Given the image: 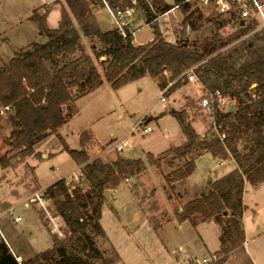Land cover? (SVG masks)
Wrapping results in <instances>:
<instances>
[{"label":"trees","instance_id":"16d2710c","mask_svg":"<svg viewBox=\"0 0 264 264\" xmlns=\"http://www.w3.org/2000/svg\"><path fill=\"white\" fill-rule=\"evenodd\" d=\"M105 1L112 8H134L132 0H125L127 4L120 0ZM105 1L65 0L61 20L55 28L49 27L47 16H39L36 10L33 19L46 40L24 46L14 51L8 61H0V107H11L7 111L10 132L4 137L9 150L0 155L2 168L12 166L11 160L15 157L21 162L36 155L37 146L57 134L77 112L76 101L97 90L104 78L118 89L149 75L164 90L195 66L198 82L211 91L220 90L224 96L239 98V105L234 110L216 109L209 134L202 136L188 121L186 109L171 110L186 141L158 155L148 152L146 159L121 156L112 162L90 159L84 149H73L64 141V149L77 164H83V178L90 187L84 190L76 186L70 190L65 178L48 186L45 195L53 200L54 212L64 223V236H55L51 247L19 261L17 257H24L28 250L27 241L21 238L10 246L0 234V264H114L117 260L108 259L97 240H109L101 223L107 189L118 188L122 182L142 173L147 165L160 167L169 157L186 158L200 150L221 160H233L235 168L216 179L210 193L190 200L178 219L193 222V217L199 216L201 221L221 224L223 256L216 262L224 264L229 254L245 242V185L264 182V28L256 30L251 39H241L222 51L233 40L255 30L257 25L239 22L240 32L233 38L213 31L201 41H192L187 34L188 27L205 32L208 30L205 25L211 22L220 29L237 20V14L223 18L226 15L213 9V16L204 17L199 6L190 10L189 1L176 0L175 4L162 5L161 0H152L158 13L143 5L147 23L177 6L186 14L181 30L176 34V41L170 42L154 26L152 41L135 44L132 36H123L118 28L103 30L100 27L95 13L105 7ZM82 35L97 37L102 43L101 49L94 48V55L98 61L105 57L100 61L105 69L104 77L92 56L84 52ZM80 51L81 55L76 57ZM180 84L177 80L170 86V92ZM251 88L257 97H252ZM81 141L83 144L85 139ZM195 168L194 161L190 160L175 168L166 180L186 179Z\"/></svg>","mask_w":264,"mask_h":264},{"label":"rangeland","instance_id":"374dc122","mask_svg":"<svg viewBox=\"0 0 264 264\" xmlns=\"http://www.w3.org/2000/svg\"><path fill=\"white\" fill-rule=\"evenodd\" d=\"M46 1L0 0V61H8L14 51L24 46L46 40L33 19L36 10L39 16H47L49 27L58 26L65 0H48L52 3ZM120 2L127 4L125 0ZM151 2L152 0H132L134 8L130 27L137 29L136 35L132 36L134 43L152 40L155 27L168 41L175 42L186 14L175 6L172 11L160 14L157 20L147 23L145 5L152 7V12L158 13ZM167 3H176V0H161L162 5ZM189 3L190 10L199 6L204 17L213 16L214 10L217 12L212 3L202 0H191ZM97 13L98 10L95 14L103 30L116 28L108 9ZM226 17L228 16L223 18ZM205 26L208 27L205 32L188 27L187 34L190 39L201 41L205 36H211L213 31L220 32L225 38H233L240 32L236 19L220 29H217L216 23L210 22ZM260 29L262 28L257 26L255 30L233 40L222 51L241 39H251L256 30ZM81 44L84 52L92 56L104 77L105 69L100 61L105 57L98 61L94 55V48H102L100 40L82 35ZM175 82L177 81L173 84ZM170 86L171 84L167 86L168 91L164 94L167 100L164 101L163 90L149 75L118 89H114L104 78L103 84L97 90L76 101L74 105L77 112L57 134L49 136L37 146L36 150L39 151L36 155L26 157L21 162L15 157L9 168L0 166V228L9 243L12 245L22 238L30 242L35 250H44L52 246L55 236H64L65 226L59 216L56 221H59L63 235L51 232L54 221L50 215L57 217L53 200H48L49 212L39 207L36 202H31L29 206L25 204L36 191L42 190L45 193L48 186L62 178L67 180L70 190L76 186H81L84 190L90 187L83 177L68 183L70 177L80 172L83 164H77L64 149V141L73 149H84L90 159L99 158L104 162H112L118 156L146 159L148 152L158 155L186 141L179 121L170 113L171 110L184 109L188 112V121L196 131L201 136L208 135L214 117L199 107L200 99L204 95L201 85L197 81H181L171 92ZM250 94L253 98L257 97L253 88ZM229 99L235 108L239 105V98ZM64 110L68 111V105L64 106ZM9 116L6 111L0 113L1 156L9 150L4 143V137L10 132V126L7 125ZM147 125L151 127V131L144 133L143 127ZM83 135L85 136L82 137ZM82 138L85 139L83 144ZM122 140H128L130 145L119 151L114 145ZM43 154L48 156L43 157ZM190 160L196 165L191 176L180 181L166 180V176L175 168L188 164ZM234 168L233 161L221 160L204 150L196 151L186 158L169 157L160 167L147 165L142 173L122 182L118 188L107 189L101 223L109 240L98 238L99 247L106 252L108 259L117 260L114 264H189L191 260L194 264H201V260L215 253L216 249H219V259L222 258L221 224L213 220L201 221L199 216L193 217L195 224L191 221L182 222L178 215L190 200L200 196L202 192L210 193L213 182ZM244 202V222L249 242L246 250L242 248L244 244L235 248L224 264H253L249 257V250L252 249L259 250L264 261V182L259 185L249 184L245 188ZM15 216H21L22 220L15 222ZM33 254L28 247L21 261Z\"/></svg>","mask_w":264,"mask_h":264},{"label":"built area","instance_id":"2783aa9c","mask_svg":"<svg viewBox=\"0 0 264 264\" xmlns=\"http://www.w3.org/2000/svg\"><path fill=\"white\" fill-rule=\"evenodd\" d=\"M105 1V0H104ZM185 1H191V0H185ZM205 3H212L214 8L217 10L218 13L222 15H229L231 13L237 14V22L240 24L244 23H253L256 24L260 28H264V0H202ZM107 9L110 13V15L113 18V21L116 25V28L122 33L125 37H131L136 35L137 29L134 30L130 27V19L132 15V8H126L122 9L119 7L112 8L109 6V4L105 1ZM182 82H198V77L196 74L195 66H192L188 68L183 74H181L177 79ZM203 91L204 95L200 99L199 107L209 112L212 116L214 115L216 109L221 110H230L231 99L229 97L224 96L220 90L211 91L207 89L202 83L198 82ZM171 85L173 84L170 83ZM169 88V87H168ZM168 88L166 87L163 90V96L162 100L166 101L167 97L164 95ZM11 109L10 106H5L0 109V113L7 112ZM151 131L150 126H144L143 132L148 133ZM130 142L128 140H122L115 144L114 148L122 151L125 147L129 146ZM81 177H83V173L80 170L79 173L74 174V176L70 177L68 180V183H71L72 181L79 180ZM67 181V180H66ZM48 197L45 195V193L42 190L36 191L30 198L27 203H25L27 206L30 205L31 202H36L39 207L44 208L47 212V203H48ZM13 209V208H12ZM50 218L54 221V226L51 228V232L56 235H63L62 230L60 229V223L59 221H56L57 217H52L50 215ZM22 220L21 216H15L14 221L19 222ZM0 233L4 237V234L0 228ZM19 261H21V257H17ZM219 260L218 253H213L209 257H204L201 260V264H212Z\"/></svg>","mask_w":264,"mask_h":264},{"label":"crops","instance_id":"0c3cea01","mask_svg":"<svg viewBox=\"0 0 264 264\" xmlns=\"http://www.w3.org/2000/svg\"><path fill=\"white\" fill-rule=\"evenodd\" d=\"M46 3H52V2H50V1H46ZM168 4H175V3H168ZM104 9H107L106 8V6L105 7H103V8H100L99 10H98V13L101 11V10H104ZM172 11V10H171ZM97 13V14H98ZM102 25V24H101ZM154 38H155V33H154ZM153 38V39H154ZM152 39V40H153ZM152 40H150V41H152ZM149 42V41H148ZM145 43H147V42H145ZM140 44H143V43H140ZM67 124V123H66ZM111 135L113 136H115V133L114 132H111ZM100 140V139H99ZM67 142V141H66ZM120 142V141H119ZM118 143V142H117ZM116 143V144H117ZM68 144V143H67ZM115 146V145H114ZM79 149H81L80 147H79ZM37 151H39V150H37ZM51 154H53V153H51ZM41 155H42V153H41ZM48 156V154H43V157H47ZM228 161H233V160H228ZM233 163H234V165H235V162L233 161ZM81 170V169H80ZM249 185V183L247 182L246 183V185H245V188L247 187ZM245 192V191H244ZM244 204H245V202H244ZM245 210H246V205H245ZM245 210H244V214H245ZM244 214H243V223H244V229H245V242H244V245H243V247L242 248H245V250H246V246L248 245L247 243L249 242L248 241V238L246 237V224H245V222H244ZM220 236H221V234H220ZM4 237H5V235H4ZM255 239V236L253 237V240ZM5 240L7 241V243L11 246V244L9 243V241L6 239V237H5ZM27 243H28V245H29V248H31V250L33 251V253H36V252H38V251H42V250H35L34 248H33V246L31 245V243L30 242H28L27 241ZM220 247H221V245H220ZM217 251H219V249H216L214 252H217ZM249 257H250V259L252 260V263L253 264H264V261H263V258L261 257V253H260V251L258 250H256V249H252V250H249ZM18 257H21V259L23 258V256H18ZM194 261L193 260H191L190 261V263L189 264H194L193 263Z\"/></svg>","mask_w":264,"mask_h":264},{"label":"water","instance_id":"95a60500","mask_svg":"<svg viewBox=\"0 0 264 264\" xmlns=\"http://www.w3.org/2000/svg\"><path fill=\"white\" fill-rule=\"evenodd\" d=\"M242 24H243V23H242ZM230 109H231V110H234V109H235V106L232 105V106L230 107ZM202 194H203V192H202ZM224 213H225V214H228V211H225Z\"/></svg>","mask_w":264,"mask_h":264}]
</instances>
